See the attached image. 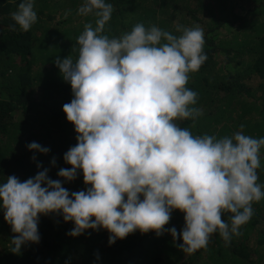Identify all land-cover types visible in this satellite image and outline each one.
Listing matches in <instances>:
<instances>
[{
  "label": "clouds",
  "instance_id": "9594fccd",
  "mask_svg": "<svg viewBox=\"0 0 264 264\" xmlns=\"http://www.w3.org/2000/svg\"><path fill=\"white\" fill-rule=\"evenodd\" d=\"M113 11L107 0H83L78 14L94 15L96 26L86 24L79 35L75 62L55 61L72 89L63 112L77 133L76 145L63 157L71 168L58 176L71 182L80 171L90 187L70 193L61 180L49 178L48 169L25 182L9 176L0 183V209L18 234L10 241L13 253L40 242V216L60 214L74 223L67 233L73 238L105 229L112 246L137 230L157 237L167 231L174 241L182 239L177 246L190 256L207 248L214 233L226 244L242 235L253 203L264 199V185L257 183L264 137L242 130L219 139L194 136L177 123L203 114L191 107L197 93L186 85L208 58L204 30L178 26L177 36L137 24L109 38L103 33ZM12 19L29 31L38 20L34 0H23ZM27 147L50 151L36 142ZM174 210L185 214L179 233L164 228ZM225 213L232 214L230 223L222 220Z\"/></svg>",
  "mask_w": 264,
  "mask_h": 264
},
{
  "label": "trees",
  "instance_id": "16d2710c",
  "mask_svg": "<svg viewBox=\"0 0 264 264\" xmlns=\"http://www.w3.org/2000/svg\"><path fill=\"white\" fill-rule=\"evenodd\" d=\"M21 2L0 0V183L9 176L25 182L48 169L49 178L61 180L70 193L83 191L90 185L83 183L82 172L71 182L58 176L61 169L71 168L63 157L76 145L77 133L63 112V106L73 99L72 89L55 61L69 57L75 62L77 39L86 24L96 26V17L78 14L83 0H34L38 20L24 32L12 19ZM107 2L114 9L103 33L109 38L130 32L137 24L177 36L179 25L204 30L208 58L197 72L189 74L186 85L197 93L191 107L203 114L195 120L177 121L181 128L194 136L217 139L241 130L256 139L264 137V0ZM13 25L16 31L11 30ZM32 142L50 151H30L27 145ZM260 161L257 183L264 185V147ZM252 207L254 214L242 226V235L226 244L214 233L207 248L190 256L177 246L182 239L174 241L167 231L157 237L154 232L137 230L112 246L105 229H89L73 238L67 233L74 223L64 222L60 214L40 216V242L23 245L17 254L10 241L18 234L12 232L0 209V264H264V199ZM184 215L174 210L164 228L175 227L179 233ZM231 215L223 214L222 220L230 223Z\"/></svg>",
  "mask_w": 264,
  "mask_h": 264
},
{
  "label": "rangeland",
  "instance_id": "374dc122",
  "mask_svg": "<svg viewBox=\"0 0 264 264\" xmlns=\"http://www.w3.org/2000/svg\"><path fill=\"white\" fill-rule=\"evenodd\" d=\"M180 26V25H179ZM182 26H184V25H182ZM251 242L253 243V238H251Z\"/></svg>",
  "mask_w": 264,
  "mask_h": 264
}]
</instances>
